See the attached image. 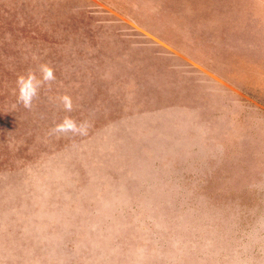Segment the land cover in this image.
<instances>
[{
    "label": "rangeland",
    "instance_id": "rangeland-1",
    "mask_svg": "<svg viewBox=\"0 0 264 264\" xmlns=\"http://www.w3.org/2000/svg\"><path fill=\"white\" fill-rule=\"evenodd\" d=\"M157 1L256 60L236 74L264 95V0ZM142 16L126 0H0V264H264V129ZM121 46L129 64L106 69L98 54ZM41 66L55 80L26 109L18 78ZM66 117L87 134L53 133Z\"/></svg>",
    "mask_w": 264,
    "mask_h": 264
},
{
    "label": "crops",
    "instance_id": "crops-1",
    "mask_svg": "<svg viewBox=\"0 0 264 264\" xmlns=\"http://www.w3.org/2000/svg\"><path fill=\"white\" fill-rule=\"evenodd\" d=\"M126 2L135 8V14L143 15L142 17L144 18H142V21L148 25V27L152 28L155 32L163 35L164 37L171 38L170 40H172L179 47H182L183 50H185L193 58L209 67L220 77L226 79L230 84L229 89L235 94L234 101L236 104V116L244 120L246 119V121H251L253 123L252 127L254 128L264 129V95L259 92L257 87L254 88V85L244 82L236 74L239 72H248L249 74L253 73L256 65L258 64L255 62L256 60L253 59L249 61V63L252 64V67H246L244 60L239 57V55L236 53L234 55L227 50L226 45H224L217 35V30L209 27L208 25L199 28L194 25L193 21L182 19L175 20L170 15V7L158 2L157 0H126ZM143 4H146V7L143 8ZM157 11L165 14L159 20L156 15ZM173 20L176 22V25H173ZM172 33H174V35H172ZM259 33H262V29H260ZM244 42L247 43L250 41H240L239 46H244ZM250 44L258 49L263 46L262 41L259 40L252 41ZM236 47H238V45H236ZM113 48L121 51L124 50L123 53H126V55H132L122 46ZM137 56L138 57L135 59V63L140 66L143 64L144 59H141V54H137ZM176 62L179 65L184 64L180 60H176ZM147 66L148 71L153 74L154 78L162 75L163 70L158 65L151 63V60L149 59L147 60ZM202 78L205 79L204 75ZM217 88L218 90H222L223 87L218 84Z\"/></svg>",
    "mask_w": 264,
    "mask_h": 264
},
{
    "label": "clouds",
    "instance_id": "clouds-1",
    "mask_svg": "<svg viewBox=\"0 0 264 264\" xmlns=\"http://www.w3.org/2000/svg\"><path fill=\"white\" fill-rule=\"evenodd\" d=\"M41 74L42 79H38L34 73L18 78V103L26 109L32 108L33 101L38 96L42 85L45 83L50 85L55 80L53 70L48 66H41ZM61 103L66 111L70 112L72 110V101L68 96L61 97ZM87 131L88 125L86 122L78 124L75 120L67 117L52 129L53 133H72L74 135H86Z\"/></svg>",
    "mask_w": 264,
    "mask_h": 264
},
{
    "label": "water",
    "instance_id": "water-1",
    "mask_svg": "<svg viewBox=\"0 0 264 264\" xmlns=\"http://www.w3.org/2000/svg\"><path fill=\"white\" fill-rule=\"evenodd\" d=\"M68 45L70 46V48H72L73 43L72 41H69ZM124 50H119V49H115V48H111L108 49L106 51H102L98 54V56H101L105 59H107V62L105 63L106 65V69L110 68V69H122V68H126V66L129 64L130 61V55H126V53H123ZM88 54L86 57L91 56L90 53H86ZM97 56H93V58H86L85 59V64H89V65H97L98 64V60L96 58ZM88 59V60H87ZM70 64V63H69ZM80 64V63H79ZM86 67V65H85ZM87 68V67H86ZM67 70L71 71H67V75L70 76L69 72H72V75L75 72V69L73 67H67ZM60 104V103H58ZM53 118H54V112L50 111L45 113L44 111L40 113V117L39 119H41V123H46V124H51L53 122Z\"/></svg>",
    "mask_w": 264,
    "mask_h": 264
}]
</instances>
